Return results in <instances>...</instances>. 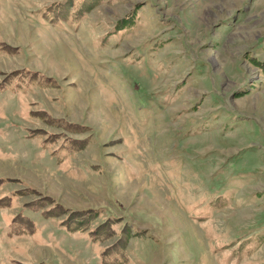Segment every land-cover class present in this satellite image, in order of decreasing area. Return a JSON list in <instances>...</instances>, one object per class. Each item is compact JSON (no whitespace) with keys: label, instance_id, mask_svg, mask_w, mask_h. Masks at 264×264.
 <instances>
[{"label":"rangeland","instance_id":"1","mask_svg":"<svg viewBox=\"0 0 264 264\" xmlns=\"http://www.w3.org/2000/svg\"><path fill=\"white\" fill-rule=\"evenodd\" d=\"M0 264H264V0H0Z\"/></svg>","mask_w":264,"mask_h":264},{"label":"trees","instance_id":"2","mask_svg":"<svg viewBox=\"0 0 264 264\" xmlns=\"http://www.w3.org/2000/svg\"><path fill=\"white\" fill-rule=\"evenodd\" d=\"M18 218H19V216L14 218V220H13L14 223H12V226H11L13 234H15V235L16 234H26V233H30V231L34 230V228H33L31 223L30 224H19V225L15 226L14 224L17 221ZM65 223L66 222H64V224ZM65 225H67L71 231L79 230V229L83 230L84 229V228H81L78 224H75V225L74 224L73 225L65 224ZM91 237H92V239H95V236L92 235ZM126 241L127 240H125L124 238L121 239L120 236L116 239L115 243H116V245L118 244V250L119 251H120L121 246L125 245Z\"/></svg>","mask_w":264,"mask_h":264}]
</instances>
